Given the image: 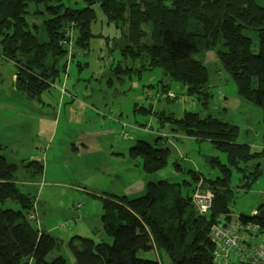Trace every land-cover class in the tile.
Segmentation results:
<instances>
[{
  "label": "trees",
  "instance_id": "obj_1",
  "mask_svg": "<svg viewBox=\"0 0 264 264\" xmlns=\"http://www.w3.org/2000/svg\"><path fill=\"white\" fill-rule=\"evenodd\" d=\"M83 2L84 7L72 8L62 0H0V57L14 66L12 85L19 103L38 112L33 103L43 105L41 94L66 70L67 54L87 49L89 25L95 16L93 5L97 4L108 20L126 28L118 45L125 58L140 60L136 71L161 68L169 80L185 87L196 105L193 110L186 107L178 119L155 110L153 103L144 112L153 111L160 125L166 119L173 136L181 133L196 141L207 140L226 153L229 166L243 172L242 185L249 186L246 179L256 180L261 175L259 163L246 165L249 169L238 163L264 156V6L255 0ZM71 31L76 33L77 50L70 47ZM207 50L214 52L220 65L218 75L227 74L236 95L261 109L260 152H250L246 143H238V127L212 111L209 70L200 58ZM119 66L115 68L123 70ZM131 69L134 68H125ZM58 90L60 98H74L65 88ZM167 90L168 84H162L156 99L166 98ZM154 133L152 143L139 139L127 150L128 161L145 173L162 169L169 154L165 144L168 133L159 129ZM122 138L129 139L127 132H122ZM78 142L73 143L75 149L88 148L83 140ZM26 163L36 166L30 174L40 176L41 162ZM220 170L219 177L203 179L198 171L189 169L191 181H183L184 193L180 183L158 180L148 181L138 196L108 195L110 198L103 202L100 229L111 241L72 235L66 245L75 263L212 264V245L205 235L216 221L215 215L227 211L234 195L229 168L222 165ZM15 171L16 164L0 154V264H67L60 253L65 241L29 219H35L36 205L29 190L20 191ZM198 185L213 195L210 218L206 213L199 214L192 204ZM5 202L18 207L3 206ZM258 222L264 225L263 220ZM63 226L58 224V228ZM147 253L154 257L147 258Z\"/></svg>",
  "mask_w": 264,
  "mask_h": 264
},
{
  "label": "rangeland",
  "instance_id": "obj_2",
  "mask_svg": "<svg viewBox=\"0 0 264 264\" xmlns=\"http://www.w3.org/2000/svg\"><path fill=\"white\" fill-rule=\"evenodd\" d=\"M255 1L264 6V0ZM62 2L72 8L85 6L83 0ZM93 8L95 16L89 25L91 36L87 49L74 55L67 54L66 70L48 91L41 94L43 105L33 103L38 111L36 119H22L16 115L19 100L12 85L14 66L0 57V122L3 121L0 124V154L16 164L15 176L20 191L29 190L33 195L37 216L29 219L65 241L60 253L67 264H76L66 245L72 235L111 241L100 229L104 198H110L108 195L112 193L129 197L141 195L148 181L180 183L184 193L183 181H191L189 169L198 171L203 179H215L221 175L220 166L225 165L229 168L230 185L234 190L227 211L250 216L264 206V156L238 163L241 168L260 164L261 175L256 180L246 179L249 183L246 187L241 182L243 172L237 166H229L226 153L215 149L207 140L196 141L181 133L173 136L166 119L160 125L153 111L144 112L153 103L155 110L168 118L178 119L186 107L193 110L196 105L192 104L193 98L186 94L185 87L169 80L161 68L137 72L140 60L125 58L118 45L126 28L108 20L97 4ZM71 32L70 47L77 50L74 48L76 33ZM200 58L209 70L212 111L238 127V143H246L250 152H260L261 109L236 95L226 73L218 75L220 65L214 52L207 50ZM117 64L124 71L117 70ZM130 67L134 69L125 70ZM162 84H168V99H156ZM60 87L72 92L74 98L64 95L60 98ZM4 122L7 132L2 131ZM158 129L168 133L165 140L169 148L167 162L162 169L145 173L140 166L128 161L127 150L139 139L152 143ZM123 131L129 139L122 138ZM81 140L88 148L75 149L73 143ZM28 143L37 147L48 145L45 154L40 150L36 152L46 159L40 178L30 174V165L25 162L35 151L25 146ZM22 181L27 184L21 185ZM34 181L37 182L32 185L30 182ZM3 206L18 207L11 202H5ZM224 213H218L214 219L223 221ZM211 214L210 210L206 213L208 218ZM58 224L64 226L58 228ZM145 256L154 257L151 253Z\"/></svg>",
  "mask_w": 264,
  "mask_h": 264
},
{
  "label": "built area",
  "instance_id": "obj_3",
  "mask_svg": "<svg viewBox=\"0 0 264 264\" xmlns=\"http://www.w3.org/2000/svg\"><path fill=\"white\" fill-rule=\"evenodd\" d=\"M197 187L200 186L192 194V204L199 214H205L211 208L213 195ZM223 217V221H214L206 233L213 244L212 264H264V225L235 212L226 211Z\"/></svg>",
  "mask_w": 264,
  "mask_h": 264
},
{
  "label": "crops",
  "instance_id": "obj_4",
  "mask_svg": "<svg viewBox=\"0 0 264 264\" xmlns=\"http://www.w3.org/2000/svg\"><path fill=\"white\" fill-rule=\"evenodd\" d=\"M66 96H68V95H66ZM62 103V102H61ZM5 105H8V106H10L11 107V104H9V103H4ZM12 108H13V106H12ZM15 110H16V115L18 116V118H22V119H26V117H28V119H30V120H32L33 118H35V114L36 113H38V112H34V111H31L30 109H28L27 107H25L24 105H21L20 103H18L17 105H16V107H15ZM36 119V118H35ZM3 123V121H1L0 122V124H2ZM3 129H2V131H5V132H7L8 130H7V123L6 122H4V124H3ZM18 144H22V143H19L18 142ZM27 148H29L30 150H32V149H34L35 151H33V153L31 154V155H33V156H37V157H39L41 160H40V162H41V164H42V170L44 169V166H45V161H46V159H44L45 157H43V156H40L38 153H36V152H38L39 150L42 152V154H45V151L47 150V147H48V145H44V146H41V147H37V146H33L31 143H28V144H26L25 145ZM31 152V151H30ZM32 157V156H31ZM26 162V161H25ZM33 163H38V162H33ZM28 170H30V173L32 172V170H34V168H32L31 166L28 168ZM42 172V171H41ZM41 175V174H40ZM39 178H40V176H39ZM38 178V179H39ZM36 182L37 181H34V182H30V183H32V185L33 184H36ZM39 183H41V181L39 182ZM264 207V206H263ZM258 210V209H257ZM256 210V211H257ZM252 214H254V213H252ZM251 214V215H252ZM257 219V218H256ZM258 220H262V219H258ZM264 221V220H263Z\"/></svg>",
  "mask_w": 264,
  "mask_h": 264
},
{
  "label": "water",
  "instance_id": "obj_5",
  "mask_svg": "<svg viewBox=\"0 0 264 264\" xmlns=\"http://www.w3.org/2000/svg\"><path fill=\"white\" fill-rule=\"evenodd\" d=\"M40 160H41V159H40L39 157H37V156H32V157L29 158V161H30V162H40ZM254 217L257 218V219H262V220H264V207L260 208V209L258 210V213L254 215ZM205 239L208 240V239H209V236L206 235V236H205Z\"/></svg>",
  "mask_w": 264,
  "mask_h": 264
},
{
  "label": "bare ground",
  "instance_id": "obj_6",
  "mask_svg": "<svg viewBox=\"0 0 264 264\" xmlns=\"http://www.w3.org/2000/svg\"><path fill=\"white\" fill-rule=\"evenodd\" d=\"M206 241H208V242H210L211 243V245H212V250H213V244H212V242L208 239H206ZM212 250H211V252H212Z\"/></svg>",
  "mask_w": 264,
  "mask_h": 264
},
{
  "label": "clouds",
  "instance_id": "obj_7",
  "mask_svg": "<svg viewBox=\"0 0 264 264\" xmlns=\"http://www.w3.org/2000/svg\"><path fill=\"white\" fill-rule=\"evenodd\" d=\"M225 212H226V211H225ZM257 213H258V210H257ZM257 213H256V214H257ZM250 217H253V218H255L253 214H252V215H250Z\"/></svg>",
  "mask_w": 264,
  "mask_h": 264
}]
</instances>
